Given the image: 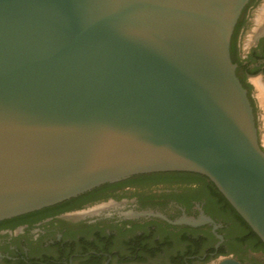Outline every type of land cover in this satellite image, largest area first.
I'll return each mask as SVG.
<instances>
[{"label":"water","instance_id":"obj_1","mask_svg":"<svg viewBox=\"0 0 264 264\" xmlns=\"http://www.w3.org/2000/svg\"><path fill=\"white\" fill-rule=\"evenodd\" d=\"M248 1L0 0V220L190 171L264 242V148L231 55Z\"/></svg>","mask_w":264,"mask_h":264},{"label":"flooded vegetation","instance_id":"obj_2","mask_svg":"<svg viewBox=\"0 0 264 264\" xmlns=\"http://www.w3.org/2000/svg\"><path fill=\"white\" fill-rule=\"evenodd\" d=\"M231 55L264 148L259 89L264 84V0H249L243 8ZM65 201L0 220V264H218L224 257L264 264L258 238L211 180L197 172L136 174ZM141 211L172 220L204 213L215 223L174 224L159 215L136 214Z\"/></svg>","mask_w":264,"mask_h":264},{"label":"trees","instance_id":"obj_3","mask_svg":"<svg viewBox=\"0 0 264 264\" xmlns=\"http://www.w3.org/2000/svg\"><path fill=\"white\" fill-rule=\"evenodd\" d=\"M205 176V175H204ZM207 177V176H206ZM208 178V177H207ZM212 182V181H211ZM212 184L214 185V188L216 189L217 192H219L223 198L228 202V204L232 207V209L235 211L236 215L238 216V218L241 219V221L249 228V230L251 231V236H254L255 238H258L260 244L264 247V242L262 241V239L256 234V232L250 227V225L242 218V216L236 211V209L230 204V202L226 199V197L221 193V191H219L218 187L212 182ZM67 202V201H64ZM62 204V203H60ZM245 239H241V242H244Z\"/></svg>","mask_w":264,"mask_h":264},{"label":"bare ground","instance_id":"obj_4","mask_svg":"<svg viewBox=\"0 0 264 264\" xmlns=\"http://www.w3.org/2000/svg\"><path fill=\"white\" fill-rule=\"evenodd\" d=\"M259 89H260V96H261L262 102L264 103V84L262 82L259 83Z\"/></svg>","mask_w":264,"mask_h":264},{"label":"rangeland","instance_id":"obj_5","mask_svg":"<svg viewBox=\"0 0 264 264\" xmlns=\"http://www.w3.org/2000/svg\"><path fill=\"white\" fill-rule=\"evenodd\" d=\"M262 133H263V135H262L263 136L262 143L264 144V132H263V130H262ZM256 253H257L258 256H261V257L264 256L263 254H261V252H256ZM161 260H164V258H162Z\"/></svg>","mask_w":264,"mask_h":264}]
</instances>
